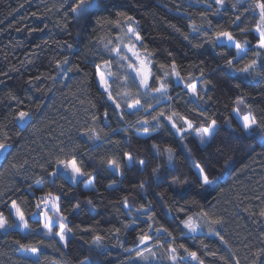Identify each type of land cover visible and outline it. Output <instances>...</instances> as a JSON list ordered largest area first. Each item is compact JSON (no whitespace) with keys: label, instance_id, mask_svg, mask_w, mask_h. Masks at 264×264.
<instances>
[{"label":"trees","instance_id":"16d2710c","mask_svg":"<svg viewBox=\"0 0 264 264\" xmlns=\"http://www.w3.org/2000/svg\"><path fill=\"white\" fill-rule=\"evenodd\" d=\"M116 2L120 11L139 22L144 43L153 53L152 71L157 76L162 74L159 65L172 61L185 79L199 76L200 69L204 70L211 83L205 96L207 102L201 103L207 114L217 119L220 129L207 144L201 145L190 137L182 147L178 137L165 129L153 132L152 138L140 134L143 128L135 121L146 115L143 112L139 116L126 114L121 121L108 108L109 119L105 122L107 105L97 87L95 64L108 57L102 43L96 42L112 39L116 33L103 21V26L93 24L84 29L65 12L67 4L62 7V0H0V133L7 132L11 144L7 160L3 156L0 160V212L8 217L9 224H14L10 205L15 200L29 224L24 231L15 227L0 230V264H31L34 260L19 254L16 241L40 247V264H127L126 249L135 248L138 235L148 230L143 223L148 217L137 218L136 210L149 206V215L155 220L153 228H167L177 247L183 244L189 251H197L205 264H235L236 260L252 264L253 254L264 248V217L259 215L264 210V135L245 137L232 109L240 106L245 113L251 111L257 119H264V79H233L237 74L224 68L217 56L226 50L214 49L204 41L203 33L197 35L191 29L193 25L208 29L210 22L212 32L231 31L241 43L247 40L254 46L258 37L252 30L258 17L251 12L253 0H246L243 6L237 4L236 8L232 7L236 0H225L223 8L214 0ZM237 15L241 20L234 23ZM66 41L73 45L71 49L64 46ZM200 43L204 46L193 47ZM252 56L249 51L242 63ZM65 57L71 61L64 66L72 69L68 79L59 74L56 66ZM112 71H117L115 62ZM122 77L123 72L121 80ZM113 88L130 91L133 97L139 91L145 107L156 103L134 82ZM170 94L173 100L159 105L153 114L175 111L193 118L194 106L187 102L182 90L177 87ZM241 97L243 103L238 104ZM21 107L33 113L27 131H21L14 120ZM93 116L100 117L95 126L102 130V136L112 129L127 131L100 141L89 140L83 134L93 126ZM225 121L237 131L229 129ZM153 144L161 150L173 149L171 164L167 153L157 154ZM58 147L79 153L84 170L95 176L92 186L86 187L91 176L80 178L74 185L65 179L51 184L46 170L51 171L48 162L55 158ZM125 153H130L136 163L130 165ZM109 158L118 160L123 175L108 169ZM139 160L146 164L141 167ZM197 163L205 167L211 184L201 187L196 183ZM157 166L159 171L154 174L152 170ZM177 177L192 183L177 187L172 184ZM39 180L43 181L42 187L36 185ZM141 183L145 185L143 189ZM113 184L115 187H108ZM49 192L61 196L62 214L70 221L67 247L59 237L44 235L32 215L37 198ZM125 197L131 214H126L129 210L123 207ZM200 212L222 221L215 227L223 241L207 235V227L202 233L198 231L195 239L188 238L180 221ZM116 229L120 230L118 235ZM96 235L104 237L100 247L91 243ZM161 254L163 259L156 264H169L163 249L158 253Z\"/></svg>","mask_w":264,"mask_h":264},{"label":"snow or ice","instance_id":"6c2138e0","mask_svg":"<svg viewBox=\"0 0 264 264\" xmlns=\"http://www.w3.org/2000/svg\"><path fill=\"white\" fill-rule=\"evenodd\" d=\"M245 2L246 0H236V4H233L232 7L236 8L237 4L243 6ZM65 3L67 4L65 12L69 13L75 23L84 29H87L93 24L103 26L101 24V21H103V23H106L108 27L116 33L112 39L96 42L97 44L102 43L104 54L108 57L107 59L101 58V63L95 64L97 87L101 91V95L105 97V103L107 105L103 113L105 122L109 119L108 108H111L112 113L117 115L118 119L121 121L124 120L126 114L139 116L141 112H143L146 113V115H144L143 118H138L135 121V125H139L143 128V132L140 134L149 138H152L153 132H158L161 129H165L170 135L178 137L182 147H186L183 142L190 137L198 139L201 145L207 144L214 138L215 133L220 129V125L217 119L211 118L207 114L206 109L201 103L207 102L205 96L208 86L211 83V81L206 78L202 68L200 69L199 76L193 77L189 75L187 79H185V77L181 75L176 62L172 61L169 65H159L162 74L157 76L152 71L153 53L148 50L144 43V38L139 31V22L134 16L120 11V6L116 0H62L61 6L63 7ZM214 3L218 5L219 8L225 6V0H214ZM210 7L211 5L209 4V8ZM248 10L249 9H245V11ZM251 12L254 17H258L255 27L252 30L258 37L254 46L250 45L247 40L241 43L234 37L231 31L220 30L212 32L210 22L208 29H202L195 25H193L191 29V31L197 35L203 33L204 41L210 44L214 49L226 50L218 52L217 56L223 61L224 68L228 69L230 73L237 74L233 79L241 80V82L255 77L264 79V0H253L251 3ZM201 15L203 16L204 14L201 13ZM240 20L241 16L237 15L234 23ZM65 27H67V25H65ZM241 31L244 32L246 30L241 29ZM185 39H187V37H185ZM64 46L68 49L73 47V45L67 41ZM203 46V43L193 45V47L197 48ZM233 49L235 50L234 54H232ZM249 51L253 52L252 58L246 63H242V61H245L248 57ZM113 62H115L117 68L116 72L112 71ZM70 63V59L65 57L63 61H58L56 65L59 69V74L63 75L65 79L69 78L68 73H70L72 69L64 66ZM121 72H123L122 80ZM53 79L55 80L56 78L54 77ZM129 81L134 82L139 90H143L144 95H151L156 103H148L147 107H145L139 98L141 94L139 91L135 97H133L130 91H114V85H116L117 89L127 87ZM236 86L239 87L240 85L237 84ZM177 87L188 97L187 102L194 106L193 118L180 115L175 111L169 114L164 110H160L154 115L153 113L156 112L159 105L173 100L170 92ZM237 103H243V98H239ZM232 113L239 121V131L245 137L251 138L258 133L264 135V119H257L256 115L251 111L241 115L238 106L232 109ZM32 115L33 113L31 111L24 110L22 107L14 114V120L18 122L21 131H27L31 126ZM148 117H151V119ZM99 119L100 117L93 116V126L88 128L83 134L89 140L100 141L110 135H118L121 131H127V128L112 129L111 133L105 132L102 136V130H97L95 126V122ZM225 124L232 131H237V129L231 128L229 121H225ZM135 125L132 126L135 127ZM150 129L152 131H150ZM137 131L139 132V129ZM9 140L10 137L7 132L0 133V155H2L5 160H7L8 155L11 154L9 151L11 148ZM152 148L157 154L161 153V151L167 153V162L169 164L172 163L174 152L171 147L161 150L159 145L153 144ZM123 155L130 165L136 163L134 157L130 153H125ZM106 163L108 169L113 173L123 175L117 159L109 158ZM138 163L143 167L146 161L139 160ZM194 167L197 170L194 177L197 184L203 187L212 183L205 167H202L198 163L195 164ZM48 168H50L51 171L46 170V175L51 179L52 185H55L58 179H65L67 182L74 185L80 178L91 176L90 173L84 170L79 153L76 150L65 152L64 147L57 148L55 158L48 162ZM152 171L154 174L157 173L159 171V166L153 168ZM94 181L95 176H91L86 187L92 186ZM191 183V181L182 177L174 178L172 181L173 185L180 188H183L185 185H190ZM36 185L42 187L43 181H36ZM144 186V183H141V189H143ZM108 187L112 188L115 187V185H109ZM60 201L61 196L53 195L49 192L37 198L35 204L37 211L33 212L32 215L37 217L35 223L41 225L44 235L59 237V240L67 247L69 233H71L72 229L69 227L70 221L62 214ZM88 203L92 204V200L89 199ZM123 207L129 210L126 214H131L127 197L124 198ZM76 209H79L78 204L76 205ZM150 211V206L149 208L142 207L136 210L137 218L140 216L148 217L147 220L143 221V223L148 225V230L138 235L135 248L126 249L129 253L127 264H156L157 261L163 259V254L158 255L161 249L166 252L169 264H205L197 251H189L183 244L177 247L175 245V237L167 228L163 226L153 228L155 220L149 215ZM10 215H14L18 223L9 224L8 217H6L3 212H0V230L7 231L8 228L14 227L29 229L25 213L15 200L11 202ZM259 215L260 217H264V210H261ZM180 223L183 229L187 230L188 238L195 239V234L198 231L202 233L203 229L207 227V235L218 236L220 240L223 241V237L220 236L219 231L215 227L216 225H220L222 221L211 218L208 212L188 215L185 219H182ZM54 229L58 230L54 231ZM133 230H135L134 226ZM30 231H35V229H30ZM119 231V229H116L117 235ZM103 239L104 237L96 235L93 237L91 243L100 247ZM15 243L19 245L18 251L23 252L25 255L35 257V259L31 261V264H40V247L21 244L19 241ZM40 243L42 245V242ZM212 255H215V253H212ZM82 264H89V262L83 261ZM235 264H239V261L236 260ZM252 264H264V248L253 254Z\"/></svg>","mask_w":264,"mask_h":264},{"label":"rangeland","instance_id":"374dc122","mask_svg":"<svg viewBox=\"0 0 264 264\" xmlns=\"http://www.w3.org/2000/svg\"><path fill=\"white\" fill-rule=\"evenodd\" d=\"M239 108H240V112H241V115H243V114H245V111L242 109V107H240V106H238ZM233 116L235 117V115L233 114ZM235 119L237 120V118L235 117ZM238 121V120H237ZM238 123H239V121H238ZM1 158H2V155H0V160H1ZM37 211V209L35 210V212ZM50 215H51V213H50ZM14 216V215H13ZM15 217V216H14ZM35 217V216H34ZM35 218H37V217H35ZM15 223H18V221L16 220V217H15ZM15 228H18V229H20V230H22V231H24L25 229H21V228H19V227H15ZM60 241V240H59ZM60 243L61 244H64L63 242H61L60 241ZM20 255H22V256H25V257H29V258H31V259H35V257H31V256H28V255H25L23 252H20L19 253Z\"/></svg>","mask_w":264,"mask_h":264}]
</instances>
